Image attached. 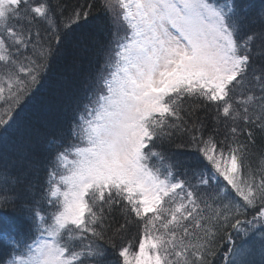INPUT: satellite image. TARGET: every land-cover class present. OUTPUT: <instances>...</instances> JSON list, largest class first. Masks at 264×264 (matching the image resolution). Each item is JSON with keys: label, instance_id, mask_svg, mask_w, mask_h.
Masks as SVG:
<instances>
[{"label": "snow or ice", "instance_id": "snow-or-ice-1", "mask_svg": "<svg viewBox=\"0 0 264 264\" xmlns=\"http://www.w3.org/2000/svg\"><path fill=\"white\" fill-rule=\"evenodd\" d=\"M96 7L0 0V264H264V0ZM90 16L97 66L40 133L26 109Z\"/></svg>", "mask_w": 264, "mask_h": 264}, {"label": "trees", "instance_id": "trees-1", "mask_svg": "<svg viewBox=\"0 0 264 264\" xmlns=\"http://www.w3.org/2000/svg\"><path fill=\"white\" fill-rule=\"evenodd\" d=\"M72 2L74 3L75 0ZM92 2L97 5L93 9V15L103 18L104 12L99 8L100 0H92ZM105 41L106 34L100 31L99 22L93 21L92 16L89 17V22H81V27L72 34L61 54L50 62L47 73L35 90L34 99L26 109L25 115L31 128L40 133H51L62 128L66 130V114L53 107V103L58 95L75 87L81 73L97 66L98 58L94 57V50L97 42ZM173 151L191 153L193 150L173 147ZM186 159L190 163L194 162L191 155ZM110 255L115 259L114 251ZM219 259L218 256L217 264Z\"/></svg>", "mask_w": 264, "mask_h": 264}, {"label": "rangeland", "instance_id": "rangeland-1", "mask_svg": "<svg viewBox=\"0 0 264 264\" xmlns=\"http://www.w3.org/2000/svg\"><path fill=\"white\" fill-rule=\"evenodd\" d=\"M234 236H235V233H234ZM29 243H31V241H29ZM255 260L258 262L259 264V260H260V256L259 254L257 253V255L255 256Z\"/></svg>", "mask_w": 264, "mask_h": 264}, {"label": "bare ground", "instance_id": "bare-ground-1", "mask_svg": "<svg viewBox=\"0 0 264 264\" xmlns=\"http://www.w3.org/2000/svg\"><path fill=\"white\" fill-rule=\"evenodd\" d=\"M248 218L251 219V216H249Z\"/></svg>", "mask_w": 264, "mask_h": 264}]
</instances>
